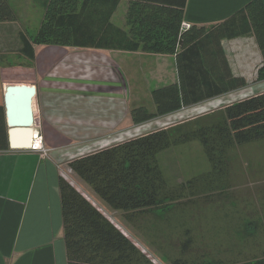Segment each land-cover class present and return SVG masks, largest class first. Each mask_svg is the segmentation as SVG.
Here are the masks:
<instances>
[{"label": "trees", "instance_id": "16d2710c", "mask_svg": "<svg viewBox=\"0 0 264 264\" xmlns=\"http://www.w3.org/2000/svg\"><path fill=\"white\" fill-rule=\"evenodd\" d=\"M120 0H44V14L34 37L22 30L18 54L34 57V44L141 51L175 58L177 82L151 91L154 111L138 105L130 109L134 123L176 111L246 85L231 73L221 46L223 39L251 35L262 54L257 71L264 78V4L250 0L230 18L210 26L189 23L182 28L187 0H127L126 29L111 22ZM17 19L8 0H0V22ZM2 85L0 82V89ZM264 139V92L174 126L151 131L75 158L68 167L113 210L130 219L176 202L184 188L225 178L229 150ZM197 140L210 163L208 173L168 188L157 154ZM0 150H10L4 108L0 104ZM207 180V181H206ZM62 239L66 264H156L82 193L58 178ZM187 244H184V247ZM174 264H264L257 257L223 263L201 260Z\"/></svg>", "mask_w": 264, "mask_h": 264}, {"label": "crops", "instance_id": "0c3cea01", "mask_svg": "<svg viewBox=\"0 0 264 264\" xmlns=\"http://www.w3.org/2000/svg\"><path fill=\"white\" fill-rule=\"evenodd\" d=\"M8 1L17 19L0 22L1 47L7 43L9 30L17 34L23 31L13 0ZM248 1L187 0L184 21L210 26L230 18ZM120 3L125 6L122 18L111 21L126 29L128 2ZM41 20L37 21V28ZM221 46L231 73L242 77L245 86L134 123L130 115L133 106L144 105L154 111L151 91L177 82L173 55L34 44L33 59L22 56L30 69L23 82L35 86L34 126L47 150L46 155L30 149L0 150L5 153L3 156L14 157L21 170L23 162L28 168L27 173L21 171L10 179L6 158L0 160V264H66L58 190L60 167L70 170L68 163L75 158L222 109L231 104L227 98L237 93L243 92V97L236 100L239 101L264 92L246 89L257 79L256 68L262 64L254 37L223 39ZM37 47H44L41 55L36 53ZM1 53L0 49V56ZM3 65L0 57L2 85ZM54 232L61 235L53 238Z\"/></svg>", "mask_w": 264, "mask_h": 264}, {"label": "rangeland", "instance_id": "374dc122", "mask_svg": "<svg viewBox=\"0 0 264 264\" xmlns=\"http://www.w3.org/2000/svg\"><path fill=\"white\" fill-rule=\"evenodd\" d=\"M43 3L44 0H13L20 26L30 37L35 36L36 23L43 17ZM124 8V3L118 5L112 17L114 23L121 20ZM19 41V32L9 30L6 45H0L4 83H24L30 72L24 65L26 60L17 52ZM44 50V47H37L36 53L41 55ZM261 66L256 68L257 71ZM256 80H252L246 89L254 88L252 92L264 89V78L257 77ZM241 93L232 95L226 102H235L243 97ZM4 154L0 152V160L6 158L10 179L15 174H22L21 171L27 173L25 162L21 170L14 157ZM228 155L225 178L206 180L207 183L202 182L197 188H184L176 202L135 212L130 219L123 211L107 206L66 166L60 167V172L61 177L90 200L154 263L174 264V260L228 263L257 257L264 252V139L235 145ZM157 161L168 188L210 170V163L197 140L159 152ZM60 235L54 232L51 237ZM184 244L187 245L184 247Z\"/></svg>", "mask_w": 264, "mask_h": 264}, {"label": "water", "instance_id": "95a60500", "mask_svg": "<svg viewBox=\"0 0 264 264\" xmlns=\"http://www.w3.org/2000/svg\"><path fill=\"white\" fill-rule=\"evenodd\" d=\"M36 89L30 83H4L2 102L6 138L10 149H29L32 146L34 118L32 100Z\"/></svg>", "mask_w": 264, "mask_h": 264}, {"label": "built area", "instance_id": "2783aa9c", "mask_svg": "<svg viewBox=\"0 0 264 264\" xmlns=\"http://www.w3.org/2000/svg\"><path fill=\"white\" fill-rule=\"evenodd\" d=\"M188 26H189V23H186L185 21L182 23V28H186ZM33 128H35L34 123H33ZM36 142H39V144L36 145ZM29 149L34 150V151H40L43 155H46L47 149L44 148L42 144V137L37 131H34L33 139H32V146Z\"/></svg>", "mask_w": 264, "mask_h": 264}, {"label": "bare ground", "instance_id": "6f19581e", "mask_svg": "<svg viewBox=\"0 0 264 264\" xmlns=\"http://www.w3.org/2000/svg\"><path fill=\"white\" fill-rule=\"evenodd\" d=\"M33 134H34V131H33ZM32 143V142H31ZM39 144V142H36V145H38Z\"/></svg>", "mask_w": 264, "mask_h": 264}, {"label": "flooded vegetation", "instance_id": "af4514ba", "mask_svg": "<svg viewBox=\"0 0 264 264\" xmlns=\"http://www.w3.org/2000/svg\"><path fill=\"white\" fill-rule=\"evenodd\" d=\"M2 105H3V103H2Z\"/></svg>", "mask_w": 264, "mask_h": 264}]
</instances>
